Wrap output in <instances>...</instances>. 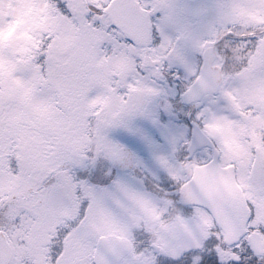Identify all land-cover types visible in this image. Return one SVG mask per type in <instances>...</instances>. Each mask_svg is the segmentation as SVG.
Wrapping results in <instances>:
<instances>
[{
  "label": "snow or ice",
  "instance_id": "1",
  "mask_svg": "<svg viewBox=\"0 0 264 264\" xmlns=\"http://www.w3.org/2000/svg\"><path fill=\"white\" fill-rule=\"evenodd\" d=\"M0 264H264V0H0Z\"/></svg>",
  "mask_w": 264,
  "mask_h": 264
}]
</instances>
